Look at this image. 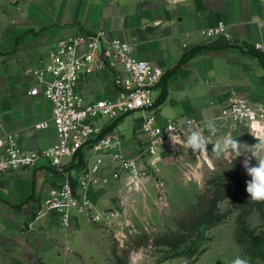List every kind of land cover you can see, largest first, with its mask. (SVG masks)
Masks as SVG:
<instances>
[{"label":"crops","instance_id":"0c3cea01","mask_svg":"<svg viewBox=\"0 0 264 264\" xmlns=\"http://www.w3.org/2000/svg\"><path fill=\"white\" fill-rule=\"evenodd\" d=\"M218 21L225 23V36L200 34ZM96 32L106 40L129 42L135 57L163 68L166 96L156 104L160 123L168 119L183 124L194 118L200 123L192 127H204L212 119L217 129L231 131L233 126L218 117L223 98L240 94L264 103V65L243 50L252 45L264 53V0H0V136L14 133L23 149H43L56 141L51 125L34 126L50 118L51 104L41 94H29L34 81L30 70L48 63L60 38ZM78 86L87 100L116 92L109 70L96 71ZM161 88L160 83L156 98ZM135 113L136 118L127 123ZM141 120L142 112L134 111L115 125L128 156L136 154L145 137ZM188 126L183 125L181 140ZM244 128L248 127L237 128L235 134L242 137L238 133ZM80 158V162L72 158L64 168L73 179L85 165ZM104 166L112 168L107 159ZM62 178L43 159L8 173L0 178V208H20L27 214L42 206L50 187Z\"/></svg>","mask_w":264,"mask_h":264},{"label":"rangeland","instance_id":"374dc122","mask_svg":"<svg viewBox=\"0 0 264 264\" xmlns=\"http://www.w3.org/2000/svg\"><path fill=\"white\" fill-rule=\"evenodd\" d=\"M133 118L136 113L127 123ZM230 128H218L211 139L231 134L249 146L257 143L250 128L238 133L242 137L235 134L237 128ZM212 147L207 145L209 156ZM243 160L244 155L210 159L187 147H161L149 164L138 162V177L127 170L115 177L112 168L104 166L91 175L93 181L83 193L88 209L69 224L39 204L27 214L20 208H0V264H231L236 256L249 261L243 230L264 229V202L251 201L246 192L250 177ZM256 163L253 158L251 164ZM226 175L235 179H224L218 205L223 217L203 232L199 248L204 251L196 257L162 258L164 248L153 243L155 235L174 230L177 215Z\"/></svg>","mask_w":264,"mask_h":264},{"label":"built area","instance_id":"2783aa9c","mask_svg":"<svg viewBox=\"0 0 264 264\" xmlns=\"http://www.w3.org/2000/svg\"><path fill=\"white\" fill-rule=\"evenodd\" d=\"M225 29V23L218 21L199 32L216 38L225 36ZM132 49L129 42L106 40L101 32L60 38L51 49L48 63L30 70L34 81L28 89L30 95L41 94L50 102V118L34 126L51 125L56 141L43 149H23L18 146L14 133L0 136V178L34 166L41 159L63 174L62 180L48 190L42 206L54 212L64 224L88 209L89 202L83 193L93 181L91 175L100 171L106 159L112 166L113 176L127 170L131 176L138 177L139 161L144 159L149 164V158L159 148H173L169 135L174 134L181 140L183 125L200 123L194 118H186L183 124L177 120L158 121L155 92L164 70L135 57ZM101 70L110 71L116 90L114 96L85 99L79 81ZM134 111L142 112L140 128L145 137L136 154L128 156L112 123ZM218 114L223 122L235 128L246 126L253 130L257 122L264 126V103L240 94L223 98ZM79 153L85 165L73 180L64 168Z\"/></svg>","mask_w":264,"mask_h":264},{"label":"trees","instance_id":"16d2710c","mask_svg":"<svg viewBox=\"0 0 264 264\" xmlns=\"http://www.w3.org/2000/svg\"><path fill=\"white\" fill-rule=\"evenodd\" d=\"M243 50L252 53L260 60L261 64L264 65L263 52L252 45H245ZM192 53L193 51L184 54L171 70L183 63ZM161 85L162 88L155 101L157 105L160 104L166 96V83L163 77L161 79ZM120 119L114 121L112 126H115ZM80 156L81 153L77 156L79 158L77 162L81 161ZM71 179L73 178L71 177ZM224 179L233 181L235 177L226 175L223 180L215 181L216 187L205 190L196 202L191 203L177 215L174 230H167L155 235L153 243L164 248V250H162L164 255L162 258L176 256H183L186 258L192 256L196 257L204 251V248H199L203 232L212 225L217 224L223 217V215L218 213V205L223 198L222 188H225ZM243 232L247 239V245L244 250L245 254L249 257L250 264H253L255 260L264 261V229H244ZM144 238H146V236L139 237L142 241ZM145 243L146 242L143 244Z\"/></svg>","mask_w":264,"mask_h":264},{"label":"clouds","instance_id":"9594fccd","mask_svg":"<svg viewBox=\"0 0 264 264\" xmlns=\"http://www.w3.org/2000/svg\"><path fill=\"white\" fill-rule=\"evenodd\" d=\"M205 131L209 135H205ZM218 129L215 120L209 119L205 122L204 127H192L189 125L185 130V137L179 140L176 136L169 135L172 141V147L175 150L177 144L182 147L191 149L194 154L203 156L205 158L220 159L221 157L234 156L240 157L244 155L243 167L250 177L246 181V192L251 201L264 202V126L259 122L255 125L249 133L256 139L257 143L254 145H247L237 140L231 134L224 135L213 141L211 136L216 135ZM212 144L211 156L207 151V145ZM250 153L251 155H247ZM256 160V164L252 165L251 160ZM231 264H249L248 259L241 256H236Z\"/></svg>","mask_w":264,"mask_h":264}]
</instances>
